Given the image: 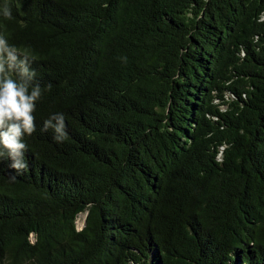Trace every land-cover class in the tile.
<instances>
[{
	"label": "trees",
	"instance_id": "16d2710c",
	"mask_svg": "<svg viewBox=\"0 0 264 264\" xmlns=\"http://www.w3.org/2000/svg\"><path fill=\"white\" fill-rule=\"evenodd\" d=\"M0 33L43 90L0 264H264V0H0Z\"/></svg>",
	"mask_w": 264,
	"mask_h": 264
},
{
	"label": "clouds",
	"instance_id": "9594fccd",
	"mask_svg": "<svg viewBox=\"0 0 264 264\" xmlns=\"http://www.w3.org/2000/svg\"><path fill=\"white\" fill-rule=\"evenodd\" d=\"M5 19H12L10 8L3 7ZM37 57L29 48H18L0 33V160H11L9 167L16 174H23L28 164L25 160L27 144L25 136L36 131V104L43 90L36 82V70L32 64ZM52 85H46L51 90ZM51 129L58 143L68 138L63 113H54L44 120L42 131ZM15 179V175L11 177Z\"/></svg>",
	"mask_w": 264,
	"mask_h": 264
},
{
	"label": "rangeland",
	"instance_id": "374dc122",
	"mask_svg": "<svg viewBox=\"0 0 264 264\" xmlns=\"http://www.w3.org/2000/svg\"><path fill=\"white\" fill-rule=\"evenodd\" d=\"M85 223V214H80L77 220V225L79 229H82L84 227Z\"/></svg>",
	"mask_w": 264,
	"mask_h": 264
}]
</instances>
